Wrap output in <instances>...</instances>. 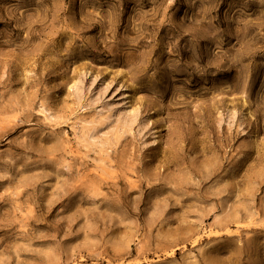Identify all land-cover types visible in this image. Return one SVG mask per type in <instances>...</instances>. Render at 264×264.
<instances>
[{
  "label": "rangeland",
  "instance_id": "374dc122",
  "mask_svg": "<svg viewBox=\"0 0 264 264\" xmlns=\"http://www.w3.org/2000/svg\"><path fill=\"white\" fill-rule=\"evenodd\" d=\"M0 264H264V0H0Z\"/></svg>",
  "mask_w": 264,
  "mask_h": 264
}]
</instances>
